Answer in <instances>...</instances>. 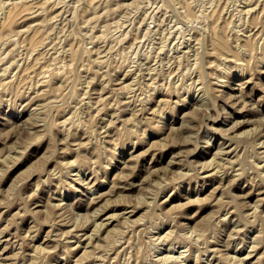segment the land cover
<instances>
[{"label": "rangeland", "instance_id": "374dc122", "mask_svg": "<svg viewBox=\"0 0 264 264\" xmlns=\"http://www.w3.org/2000/svg\"><path fill=\"white\" fill-rule=\"evenodd\" d=\"M0 264H264V0H0Z\"/></svg>", "mask_w": 264, "mask_h": 264}, {"label": "bare ground", "instance_id": "6f19581e", "mask_svg": "<svg viewBox=\"0 0 264 264\" xmlns=\"http://www.w3.org/2000/svg\"><path fill=\"white\" fill-rule=\"evenodd\" d=\"M154 5V4H153ZM226 6V5H225ZM224 6V7H225ZM238 8V7H237ZM240 17V16H239ZM210 18V17H209ZM241 20V19H240ZM244 23V22H243ZM230 24V23H229ZM229 24H228V26H229ZM242 25V24H241ZM248 29H250V28H248ZM16 41V40H15ZM5 42V41H4ZM222 43V42H221ZM223 44V43H222ZM224 46H226V45H224ZM228 47V46H227ZM240 49V48H239ZM198 108V107H197ZM256 208V207H255ZM238 223V222H237Z\"/></svg>", "mask_w": 264, "mask_h": 264}]
</instances>
